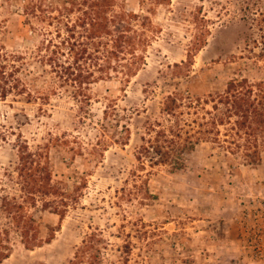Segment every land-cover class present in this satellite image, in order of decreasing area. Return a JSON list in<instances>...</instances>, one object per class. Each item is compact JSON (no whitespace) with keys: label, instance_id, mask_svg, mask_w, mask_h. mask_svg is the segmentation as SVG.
<instances>
[{"label":"rangeland","instance_id":"obj_1","mask_svg":"<svg viewBox=\"0 0 264 264\" xmlns=\"http://www.w3.org/2000/svg\"><path fill=\"white\" fill-rule=\"evenodd\" d=\"M62 1L0 0V264H264V0Z\"/></svg>","mask_w":264,"mask_h":264},{"label":"trees","instance_id":"obj_2","mask_svg":"<svg viewBox=\"0 0 264 264\" xmlns=\"http://www.w3.org/2000/svg\"><path fill=\"white\" fill-rule=\"evenodd\" d=\"M103 1L104 0H102V3H103ZM105 1H107V0H105ZM62 2H63L62 4H64V6L73 7V6H75L77 0H63ZM85 4L87 5L86 2H85ZM101 4L98 3V0H93L90 5H87V7L90 8V11L92 13L89 14L87 12H83V14L86 16V19L89 20L88 21L89 22V24H88L89 30L88 31L90 32L88 35L89 39L93 40L96 38L103 37L105 35L106 36L107 35L112 36V35L116 34L115 37L112 38V40H113L112 47L113 48H116V49L121 48L123 46L124 42H127L129 44L130 40H129V37L125 35L124 30H122V26L120 24V22H122L121 20H119V22H117V23L115 21H111V20L107 21V19L104 16H101L99 14V12L98 13L96 12L97 9L99 10L100 8H102L103 5H101ZM105 11H106L105 9H101L100 12L105 13ZM124 17H125V15H121V17L119 19L124 18ZM79 20H81V19H79ZM110 24L111 25L114 24V25H112L113 28H110V26H111ZM10 31H11V36L13 38L21 39L24 41L31 40L32 34H29L31 32L30 27H28V25H26L24 23V20L22 17H20V19L17 20L16 24H13V28L11 27ZM74 47H75V44H72V48H74ZM71 50H73V49H71ZM3 52H4V54H3ZM53 53L54 52L52 51V54ZM16 58L17 57L15 56V54L7 53L5 48L3 46L2 47L0 46V98H2V99H5L8 95H10L12 90H16L18 88L17 83L19 81L14 79V73H13V72H15V67L13 64L7 65L8 60L9 61L11 60L12 62H14ZM47 60H49V59H47ZM49 61H51V60H49ZM8 67H10V69ZM68 69H71V67H68ZM68 69H66V71ZM126 71H127L126 73L122 72V74H124L126 77H130L133 75V73L131 72L130 69H128ZM29 96H30V94H29ZM232 98L236 99L237 96L235 97L233 95ZM176 109H177L176 108V100L171 98V97H168L166 102H165V105H164V112L167 114V116H171V115H174V112ZM253 122L255 125L264 126V121H262V122L253 121ZM158 136L159 137L162 136V138H164V140H165V143L169 144V147L171 145L176 144V143H174L173 139H167V137L164 135V133H162ZM170 136H171V138L175 136V138H177L178 140H180V138H181L180 131H177L176 134L171 133ZM178 146H183V144L178 145ZM190 146H192V144ZM190 148L192 149L193 147H190ZM156 150H157L156 154L160 157H163V156L167 157L169 155L168 152L162 153L160 151V149H158L157 147H156ZM160 162H165V161L159 160V163ZM34 187H35V185H34ZM36 188H38V189H36L37 192L40 190L48 191V190H45L48 188V184L45 182L42 183V181H40V183L36 184ZM51 239L52 238H48L45 242L49 243V241Z\"/></svg>","mask_w":264,"mask_h":264}]
</instances>
